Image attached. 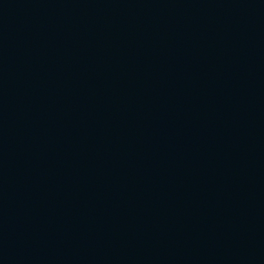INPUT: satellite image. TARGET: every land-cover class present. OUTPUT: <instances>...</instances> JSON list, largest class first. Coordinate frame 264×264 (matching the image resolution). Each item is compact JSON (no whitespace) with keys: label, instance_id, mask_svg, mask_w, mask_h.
<instances>
[{"label":"water","instance_id":"water-1","mask_svg":"<svg viewBox=\"0 0 264 264\" xmlns=\"http://www.w3.org/2000/svg\"><path fill=\"white\" fill-rule=\"evenodd\" d=\"M0 264H264V0H0Z\"/></svg>","mask_w":264,"mask_h":264}]
</instances>
